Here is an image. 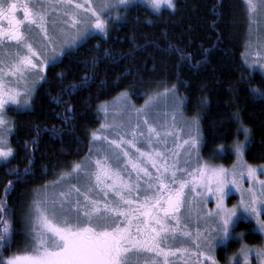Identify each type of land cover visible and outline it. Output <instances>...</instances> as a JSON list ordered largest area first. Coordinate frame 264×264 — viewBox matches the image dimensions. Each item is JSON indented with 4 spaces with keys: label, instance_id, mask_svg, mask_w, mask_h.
Listing matches in <instances>:
<instances>
[{
    "label": "snow or ice",
    "instance_id": "snow-or-ice-1",
    "mask_svg": "<svg viewBox=\"0 0 264 264\" xmlns=\"http://www.w3.org/2000/svg\"><path fill=\"white\" fill-rule=\"evenodd\" d=\"M146 2L155 12L164 4L175 9L173 0ZM130 4L132 0H101L98 7L89 2L85 9L75 0H29L7 6L0 0V45H3L0 48V159L7 160L14 154L13 148L8 146L12 122L5 118V106L23 100L27 107L30 86L36 83L30 78L46 79L43 71L55 60V56L50 60L46 55L47 44L53 45L55 53V43L59 39L61 53L70 54L92 33L107 35L108 24L103 16L116 11V19H119V8H127ZM247 7L255 17L264 13V0H247ZM18 10H22V19L18 17ZM49 13L59 19L51 18ZM33 29H37L46 41L42 49L32 42ZM257 40L264 47V36H258ZM257 57L251 60V65L259 64L264 68V56L257 53ZM95 65L93 60L92 67ZM83 79L87 81L89 77L85 75ZM22 86L25 91L21 96ZM250 91L264 98V92L259 89ZM171 96L174 115L171 125L164 131L154 126L148 101L144 109L136 110L135 125L129 122L102 126V130L115 131L116 138L100 136L93 131L94 143H106L90 148L82 162L70 165V171L53 182V188L61 189L58 192L49 195L47 186L34 191L25 217V249L6 259L0 256V264H172L178 254L187 257L185 264H200V257L212 260L209 253L215 242L235 235L238 208L255 214L256 203L264 198V180L258 181L259 195L251 187L247 189L248 199L242 195L239 205L225 207L229 185L239 188L237 176L244 173L235 167L229 173L223 167L202 163L198 155L193 167L192 156L199 148L198 119H185L181 111L183 102L174 92ZM142 126L146 127V136ZM125 127L130 131H116ZM240 128L244 141L237 140L233 147L242 158L250 129L242 122ZM169 136L175 148L184 149L183 153L168 147ZM138 141L142 146H138ZM244 167L249 179H257L256 168ZM14 174L19 179V173ZM25 174H30V169H26ZM66 177L75 179L76 183L67 182ZM12 187L13 182L9 181L5 191ZM206 193L215 196V212L204 210ZM6 216L7 204L0 201V246L4 247L8 246L13 231ZM194 219L196 222L203 219L208 227L204 230L198 227L193 232L190 225ZM260 226L264 229V221H260ZM193 250L195 261L192 260ZM250 251L247 247L241 249L245 260ZM256 255L264 257V248L257 249Z\"/></svg>",
    "mask_w": 264,
    "mask_h": 264
},
{
    "label": "trees",
    "instance_id": "trees-1",
    "mask_svg": "<svg viewBox=\"0 0 264 264\" xmlns=\"http://www.w3.org/2000/svg\"><path fill=\"white\" fill-rule=\"evenodd\" d=\"M174 4L173 11L157 14L132 5L107 36L90 37L48 67L29 109H9L14 154L0 164V201L13 231L0 256L23 252L34 191L85 158L101 124L100 108L123 92L140 106L154 91L175 88L185 99L184 115L200 119L201 159L213 164L234 163L231 148L244 139L242 122L250 129L246 162L264 165V98L250 91L264 92V77L243 60L251 24L244 1ZM9 181L13 187L6 192Z\"/></svg>",
    "mask_w": 264,
    "mask_h": 264
},
{
    "label": "rangeland",
    "instance_id": "rangeland-1",
    "mask_svg": "<svg viewBox=\"0 0 264 264\" xmlns=\"http://www.w3.org/2000/svg\"><path fill=\"white\" fill-rule=\"evenodd\" d=\"M246 7H247V0H243ZM76 3H80L82 5L85 6V9L88 7L89 2L91 3V5L93 6H99L101 3V0H75ZM173 3H175V0H173ZM134 4H140L142 6H145L147 9H149L152 13L157 14L159 13L161 10L166 9V10H171L173 11L174 9L169 8L166 4L162 5L161 9L159 12H155L153 11L149 5L147 4L146 0H132V4H130L127 8L121 6L119 8V19H116L117 17V12L116 11H112L111 15H104L103 19L107 22L108 24V33L107 35L110 33L111 29H113V27L115 25H117L118 23H121L125 20V13L126 10L128 8H130L132 5ZM247 11L249 14V18L251 20V24H250V30H249V39L245 48V52L243 55V60L244 63L246 65V67L251 70V71H257L259 72L263 77H264V68H261L259 66V64L252 66L251 65V60L253 59H257V53H259L260 56H264V47H261L260 44L258 43L257 37L258 36H264V13H260L257 16L253 17L251 15V13L249 12V9L247 7ZM51 18H55V19H59L58 17H52L51 13H49ZM86 18V17H85ZM49 33H52V26H51V19L49 20ZM107 36L103 33H92L91 35H89L87 37L86 40L81 41V44H83L85 41H87L90 37L92 36ZM30 37L32 39V42L38 47V48H43L46 41L42 38V34L39 33V31L37 29H33L32 32L30 33ZM52 47L53 45L51 43L47 44V53L46 55L48 56V58L51 60L53 56H55V60L52 63H49L44 71H43V76H46V72L48 67L51 64H55L57 62H59L62 58H63V54L60 51V42L59 39L56 40L55 43V47L57 49V51L55 53L52 52ZM30 79L36 80V83L34 85H31V93L28 96V104L27 107H25L23 105V100L20 101L19 104H15L12 102H9L6 104L8 110L9 107L13 104V105H17V108L20 110H27L30 108L31 105V101L37 91V88L40 86V84L44 81V79H38L37 77H31ZM22 83V82H21ZM14 86V85H13ZM166 90H167V94H166ZM21 91V96L23 95V92L25 91V89L23 88V86L20 89ZM175 93L176 96L183 102L181 105V111L183 112V116L185 119H192V118H187L184 115V104H185V99L182 98L177 90L175 88H168V87H164V88H160L156 91H154L153 93H151L145 101H148V105L147 107L150 109V115L152 120L155 122L154 126H156L158 128V130L164 131L166 129L169 128V126L171 125L172 122V117L174 115V113L172 112V108H173V99L171 94ZM126 94V97H125ZM149 97H152V99L150 100ZM146 107L145 102L143 104H141L140 106L135 105L132 100L130 99V96L128 93L123 92L121 93L119 96H117L114 100L104 104L100 110H99V114H100V118H101V124L99 129L96 131L98 133V135L100 136H109V138H116L115 136V131H113L110 128H103L102 130V126L104 125H112L114 123L116 124H120V123H124V124H129V122L131 123V125H135L137 123V109H144ZM11 108V107H10ZM16 106L14 108V110L17 109ZM105 109H107V111H105ZM125 109H127V111H125ZM6 120H10L9 117H5ZM141 118H142V114H141ZM198 119V124H199V132H200V137H199V148H198V152L197 153H193L192 156V162H193V167H195V161L197 158V155L200 158V161L202 163H205L206 161L201 159V147L203 144V138H202V132H201V126H200V119L198 117H196ZM177 120H179V116H177ZM11 121V120H10ZM11 128L13 131V125L11 124ZM142 131H144L145 136L147 135V130L146 127L142 126ZM12 131L8 133V141L9 144L8 146H10V136L12 134ZM116 131H120V132H129L130 129L128 127H125L123 129H117ZM185 132L187 131V129L185 128L184 130ZM177 132L179 133L180 130L177 129ZM180 135H183V133H180ZM153 139H155V137H153ZM184 139H187V136H184ZM244 141V139H243ZM249 141V139H248ZM247 141V142H248ZM179 139H177V143H179ZM106 142L104 141H96L95 143L93 142V136L91 138V148L95 149L98 147H101L103 144H105ZM248 144V143H247ZM138 146H142L141 141H138ZM168 147L170 149H174L177 152L183 153L184 149L183 148H175V145L173 144V140L172 137L169 136L168 138ZM233 149L232 153L234 154V163L230 166H225V165H219V164H208L210 166H218V167H223L225 169H227L229 171V173L232 172V170L234 169V167L236 168V170L238 172H243L244 174L242 176H237V179L239 181V188H237L235 185H229V190L227 192V195L224 198V205L227 208H232L233 206H237L240 204V201L242 199V195L244 199H248V192L247 189L254 187L257 191V194L259 195V191H260V184H259V180H264V175H262L261 173L264 172V165H259V166H252L254 168L257 169V179L252 180L249 179V177L247 176V172H246V168L244 167V165H249L246 160H245V152L246 149L244 151V154L242 156V158H239L234 150V147L231 148V150ZM11 157H9L7 160H3L0 159V164L7 162ZM184 156H181V159H184ZM83 161V160H82ZM81 161V162H82ZM60 177V176H59ZM229 179H231V175L229 176ZM58 180V179H57ZM65 180L69 183H76L75 179L66 177ZM53 183H49L47 184V191L49 193V195H53L54 193L58 192L59 188H53L52 187ZM79 186V185H78ZM45 187V186H44ZM65 187H67V183H65ZM43 188V187H42ZM205 199H206V203L204 205V210L208 211V210H212L213 212H215L216 210V199L215 196H213L210 193H206L205 195ZM264 198L259 199L258 200V205L256 204V212L255 214L251 213V212H244L242 208H238L237 211V216L238 218L240 217H244L245 219H247L248 221L252 220V217L255 219H259L264 221ZM261 202V203H260ZM235 222V223H236ZM235 226V225H234ZM192 230L193 232H195L196 228H200L201 230H204L206 227H208V225H205V223L203 222V219L199 222H196L195 219L193 220L192 223ZM223 242L220 241H216L215 245L213 247V250L211 253H209V255L212 257V260H209L208 264H213V258H214V250L215 247L218 246L219 244H222ZM179 246V245H177ZM204 260H207L205 257H200ZM187 259V257H181L179 254L177 257L173 258V262L172 264H185V260ZM196 259V255H195V250H193L192 252V260L195 261ZM203 264V263H200ZM216 264V263H215ZM262 264H264V262H262Z\"/></svg>",
    "mask_w": 264,
    "mask_h": 264
},
{
    "label": "flooded vegetation",
    "instance_id": "flooded-vegetation-1",
    "mask_svg": "<svg viewBox=\"0 0 264 264\" xmlns=\"http://www.w3.org/2000/svg\"><path fill=\"white\" fill-rule=\"evenodd\" d=\"M2 2L7 6L9 3H25L29 0H2ZM18 17L23 18L22 10H18ZM6 27V22H3ZM0 48H3V45H0ZM15 50V49H13ZM17 105H11L9 109H14ZM8 108L5 106L4 113L5 117H8ZM205 163L213 164L208 161ZM215 165V164H213ZM223 165V164H219ZM264 202V201H263ZM261 203V202H260ZM258 205V202L256 203ZM259 219L252 217V220L248 221L243 216L240 217L234 226L235 235L224 240L222 244H219L215 247L213 261L216 264H262L264 262V257L258 258L256 255V250L264 248V229L260 226ZM190 229H193L192 224ZM259 237V243L253 244L252 239L254 237ZM247 247L251 251L248 253L247 260H245L244 255L241 253V249ZM223 255V260L220 259V256ZM209 260H204L200 258V263L208 264Z\"/></svg>",
    "mask_w": 264,
    "mask_h": 264
}]
</instances>
